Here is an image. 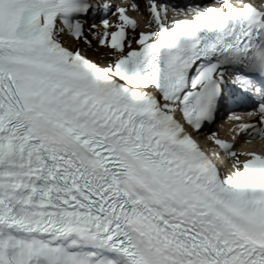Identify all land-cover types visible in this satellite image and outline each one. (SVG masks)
Listing matches in <instances>:
<instances>
[{
	"label": "snow or ice",
	"instance_id": "obj_1",
	"mask_svg": "<svg viewBox=\"0 0 264 264\" xmlns=\"http://www.w3.org/2000/svg\"><path fill=\"white\" fill-rule=\"evenodd\" d=\"M147 4L0 0V264H264V0Z\"/></svg>",
	"mask_w": 264,
	"mask_h": 264
},
{
	"label": "bare ground",
	"instance_id": "obj_2",
	"mask_svg": "<svg viewBox=\"0 0 264 264\" xmlns=\"http://www.w3.org/2000/svg\"><path fill=\"white\" fill-rule=\"evenodd\" d=\"M111 19H109V21L111 22H115L116 20V17L114 15L111 14ZM102 19V17L97 21V24L100 23V20ZM106 19H108L106 17ZM91 24V23H89ZM153 28V25H148L147 23H139L138 24V28H137V33L140 32V31H149V30H152ZM69 44L72 45V41H69ZM95 44L96 42L93 41V46L95 47ZM78 47H80L82 50H84L87 55L92 58V59H96L97 58V55L98 53L94 52L93 48H88L86 45H84L82 42L77 45ZM242 137H244L242 135ZM264 150V138H259L258 141H255L253 143H244V147L241 149V151H245V150ZM229 164V161H226L225 162V166H227Z\"/></svg>",
	"mask_w": 264,
	"mask_h": 264
}]
</instances>
